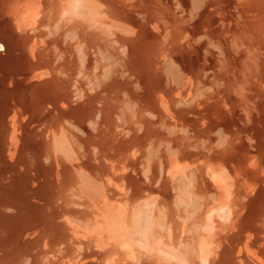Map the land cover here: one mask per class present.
I'll use <instances>...</instances> for the list:
<instances>
[{
    "label": "bare ground",
    "instance_id": "obj_1",
    "mask_svg": "<svg viewBox=\"0 0 264 264\" xmlns=\"http://www.w3.org/2000/svg\"><path fill=\"white\" fill-rule=\"evenodd\" d=\"M0 264H264V0H0Z\"/></svg>",
    "mask_w": 264,
    "mask_h": 264
}]
</instances>
